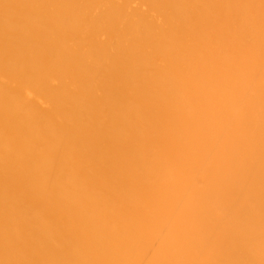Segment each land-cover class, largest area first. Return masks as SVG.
I'll use <instances>...</instances> for the list:
<instances>
[{
  "label": "bare ground",
  "instance_id": "obj_1",
  "mask_svg": "<svg viewBox=\"0 0 264 264\" xmlns=\"http://www.w3.org/2000/svg\"><path fill=\"white\" fill-rule=\"evenodd\" d=\"M0 264H264V0H0Z\"/></svg>",
  "mask_w": 264,
  "mask_h": 264
}]
</instances>
